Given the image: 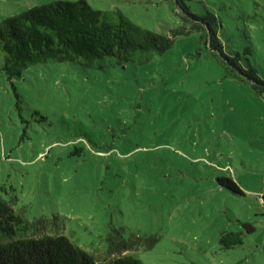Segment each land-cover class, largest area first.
I'll return each instance as SVG.
<instances>
[{
  "label": "rangeland",
  "instance_id": "374dc122",
  "mask_svg": "<svg viewBox=\"0 0 264 264\" xmlns=\"http://www.w3.org/2000/svg\"><path fill=\"white\" fill-rule=\"evenodd\" d=\"M51 1L0 0V21ZM87 1L169 36L184 24L173 0ZM185 2L264 78V0ZM201 35L173 37L144 64L41 63L13 80L0 51V198L99 260L264 264V96L226 77ZM242 222L256 231L223 248ZM119 241L132 249L109 253Z\"/></svg>",
  "mask_w": 264,
  "mask_h": 264
},
{
  "label": "trees",
  "instance_id": "16d2710c",
  "mask_svg": "<svg viewBox=\"0 0 264 264\" xmlns=\"http://www.w3.org/2000/svg\"><path fill=\"white\" fill-rule=\"evenodd\" d=\"M185 1L173 0L184 24L173 30L172 36L143 29L121 10L96 9L87 0H54L35 5L0 21L3 70L13 80L41 63L70 62L91 68L128 62L144 64L170 49L173 37L196 29L202 31L200 51L216 57L226 77L246 81L264 96V78L255 60L246 52L226 53L214 28L215 18L191 12ZM218 182L235 194H244L230 177H219ZM242 226V230L221 235L223 248L243 245L246 235L256 231L250 222H242ZM49 231L43 220L31 221L25 212L15 211L0 198V264H143L131 255L99 260L67 235ZM132 246L126 241L112 243L109 253Z\"/></svg>",
  "mask_w": 264,
  "mask_h": 264
}]
</instances>
